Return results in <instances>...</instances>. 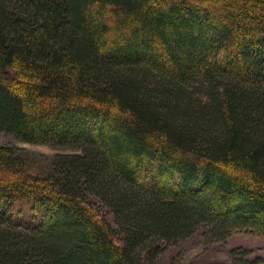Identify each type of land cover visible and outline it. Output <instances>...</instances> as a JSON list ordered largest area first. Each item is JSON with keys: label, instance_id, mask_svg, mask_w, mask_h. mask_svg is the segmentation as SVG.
Returning a JSON list of instances; mask_svg holds the SVG:
<instances>
[{"label": "trees", "instance_id": "16d2710c", "mask_svg": "<svg viewBox=\"0 0 264 264\" xmlns=\"http://www.w3.org/2000/svg\"><path fill=\"white\" fill-rule=\"evenodd\" d=\"M0 133L75 152L39 177L0 147V264L264 235V0H0Z\"/></svg>", "mask_w": 264, "mask_h": 264}, {"label": "rangeland", "instance_id": "374dc122", "mask_svg": "<svg viewBox=\"0 0 264 264\" xmlns=\"http://www.w3.org/2000/svg\"><path fill=\"white\" fill-rule=\"evenodd\" d=\"M198 86L197 84L193 86V90L198 92L199 90L195 89ZM0 147L16 149L26 170L39 177H48L53 173V164L58 155L75 153L71 149L25 143L7 133H0ZM88 202L92 209L101 218L108 220L115 230L113 232L115 242L119 245L123 244L124 235L116 226L109 208L95 196H90ZM236 250L248 251L250 254L247 255V259L251 262L260 260L259 264H264V235L250 230L235 231L226 241L211 242L205 236V230L201 229L190 238L165 246L164 251L154 262L148 261L146 257L141 264H234L232 252Z\"/></svg>", "mask_w": 264, "mask_h": 264}]
</instances>
